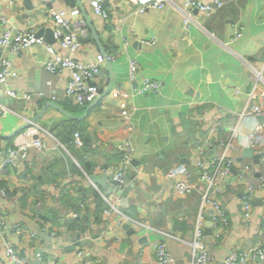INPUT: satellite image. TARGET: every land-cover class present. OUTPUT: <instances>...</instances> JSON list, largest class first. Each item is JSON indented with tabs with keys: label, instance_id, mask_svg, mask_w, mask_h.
<instances>
[{
	"label": "crops",
	"instance_id": "obj_1",
	"mask_svg": "<svg viewBox=\"0 0 264 264\" xmlns=\"http://www.w3.org/2000/svg\"><path fill=\"white\" fill-rule=\"evenodd\" d=\"M32 1L33 4L6 0L3 9L8 22L0 25V33L12 24H35L38 31L52 27L51 11L66 10L71 31L80 32L77 18L88 25L89 36H80L82 44L74 57L90 61L101 53L92 26L107 54L114 58L110 60L112 70H107L106 62L98 76L101 93L92 103L80 106L63 98L68 71L52 73L44 67L50 56L44 44L4 53L18 71L8 85L35 95L29 101H8L5 87L0 85V103L7 102L11 109L9 115H0V150L35 138L46 146L42 150L31 147L19 168L2 177L10 194L0 196V215L38 231L37 238L27 236L19 244V253L28 255L37 247L50 253L53 243L63 242L62 264H75L80 248L85 249V259L95 260L96 264H156L154 242L166 239L177 262L185 264L191 246L177 236L184 240L193 236L203 188L196 152L210 126L217 124L218 130L205 149L207 159L223 151L224 143L233 137L227 153L234 158V172L244 163L257 164L260 151L243 146V139L234 129L250 131L256 123L255 119L242 117L241 112L248 105L255 70L264 68V0H224V7L211 14L195 9L188 28L182 14L169 5L137 12L131 0H106L109 15L103 18L92 10L90 0ZM72 7H78L80 13L68 12ZM237 22L243 24V34L229 43ZM42 36L66 53L53 35L50 40L45 33ZM131 60L138 63L135 80L130 78ZM144 77L160 79L163 87L157 93L139 94L132 121L126 124L121 118L119 100L111 92L133 90ZM110 84L111 90L104 94ZM190 89L194 93L190 94ZM262 89L264 84L260 82L258 92ZM41 92L44 93L40 95ZM260 100L259 95L253 99ZM50 102L62 106L72 116L50 105L32 122ZM25 124L29 126L17 131ZM75 131L82 135L81 147H71ZM9 134L13 135L3 137ZM127 136L135 146L134 161L127 173L129 185L120 195L107 192L129 218L120 225L117 213L109 217L105 212L109 204L91 176L107 173L112 182L122 159L120 145ZM172 171L183 172L196 183L191 194L180 195L174 190ZM220 197L232 218L222 239L214 223L212 231L206 232L205 222L206 242L215 257L212 264L217 259L224 260L237 247L243 249L259 243L264 235L261 191L256 193L247 226L241 216L242 188H233L230 179L226 180ZM205 216L206 221L212 216L210 205L205 208ZM127 223L135 232L129 233V228L124 227ZM155 229L176 237H165ZM52 230L57 232L56 236L51 235ZM9 233L11 240L14 232ZM2 243L0 240V260L5 257ZM249 264H264V260L256 257Z\"/></svg>",
	"mask_w": 264,
	"mask_h": 264
},
{
	"label": "built area",
	"instance_id": "obj_2",
	"mask_svg": "<svg viewBox=\"0 0 264 264\" xmlns=\"http://www.w3.org/2000/svg\"><path fill=\"white\" fill-rule=\"evenodd\" d=\"M5 1L0 0V25L8 22V17L3 9ZM7 1L13 2L14 0ZM131 1L136 4L137 12H144L149 9H162L168 5L172 6L182 14L186 28L194 20L192 12L195 9L211 14L223 8L225 5L224 0H212V2H208L207 0H183L182 3H178L175 0ZM90 5L96 14L103 18L108 17L109 10L106 7V0H90ZM68 12L73 15H78L80 9L78 7H72ZM66 13V10L51 11L52 21L54 22L52 26L54 32L53 37L61 48L66 49V53L58 51L52 44L45 41L44 37L38 34V28L35 24L22 27L12 24L2 30L0 33V85L5 87L4 90L7 96L29 101L32 100L35 94L30 92L21 93L8 85V80L17 76L18 71L13 68L12 61L4 53L7 50L18 52L32 45L44 44L50 54L44 63V67L52 73H60L62 70L68 71L63 98L70 99L77 105L87 106L98 97L100 93L98 76L106 63V57L102 53H97L90 61L79 60L74 57V53L80 49L82 44L80 36H89L88 25L83 19L77 18L80 32L71 31L70 22L65 16ZM243 29V24L237 22L234 25V34L230 38L229 43L236 42L242 36ZM147 42L152 43L151 40ZM127 44L125 42V45ZM113 58L114 56L108 55L109 60ZM129 66L130 78L131 80H135L137 78L138 63L136 60H131ZM263 70H255L256 80L253 88L249 92L248 105L241 112L242 117L255 119L256 123L252 125L250 131L234 129V133L243 139V146L259 150L260 152H264V122H260L257 117L264 114V89L258 92V86L260 82L264 84V78L261 75L259 76V73L263 74ZM162 87L163 82L160 79L144 77L137 88L130 91L115 89L111 92V95L119 100L121 118L126 124H129L136 110L135 100L137 96L139 94L157 93ZM43 93L41 92L40 95ZM257 95L260 96L261 100L254 102L253 99ZM50 96L53 99H57V96L53 94ZM10 113V107L0 103V115L5 116ZM22 117L24 118V116ZM217 130L218 125L212 124L208 130L207 137L197 146L196 165L199 168V181L203 185L200 207L195 216L192 238L190 240H184L177 236L178 239L186 241L191 246L189 259L185 261V264H212L215 261V257L211 253L205 238V208L207 205L211 206L212 220L214 226L218 228V237L222 239L226 228L231 224L232 218L220 197L223 184L226 180L230 179L233 188H242L241 216L245 226L250 223L252 218L256 193L261 191L262 197L264 198V154L260 157L258 164L254 165L247 162L242 164L237 172H234V158L227 153L233 144V137H231L230 140L224 143L225 148L223 151L217 152L207 159L205 149L211 144ZM71 143L76 147L83 146L84 141L79 131H75ZM31 147L42 150L46 146L42 140L35 138L18 144L8 145L3 152L0 150V155L2 154V159H0V196L7 197L10 194L9 187L2 183V177L10 173L11 170H17L19 168L20 162L27 159ZM120 150L122 152V159L119 167L112 175V183L116 184L123 192L124 188L129 185L127 173L132 166L135 153V146L130 136L122 140ZM171 177L173 179L174 190L180 195H189L196 187V183L190 180L183 172L179 174V172L172 171ZM101 193L109 204L105 209L107 215L110 217L114 212L117 213L120 225L128 221V216L119 209L117 200L111 198L105 192L103 193L101 191ZM118 199L120 200L119 197ZM11 230L14 232V236L10 240L9 231ZM261 230L264 232V225L261 227ZM155 231L160 232L165 237H176L159 229H155ZM50 233L52 236L57 235L55 230H52ZM27 236L37 238L38 231L31 229L21 222L12 223L5 214L0 215V240L3 242L5 256L3 260H0V264H62L60 256L61 249L64 247L63 242L53 243L50 253L37 247L31 254L21 255L18 246L25 241ZM154 249L156 264H175L177 262L176 257L169 249L166 239L155 241ZM85 254V249H78L75 264H96L95 260L85 259ZM256 257L264 260V235L257 244L243 249L240 247L233 249L224 258V261L225 264H249Z\"/></svg>",
	"mask_w": 264,
	"mask_h": 264
},
{
	"label": "water",
	"instance_id": "obj_3",
	"mask_svg": "<svg viewBox=\"0 0 264 264\" xmlns=\"http://www.w3.org/2000/svg\"><path fill=\"white\" fill-rule=\"evenodd\" d=\"M26 2H28V4H33V1H32V0H26ZM90 27H91V29H92V32H93V34H94V37L96 38V40H97V42H98V44H99V46H100V51H101V53L106 57V62H107V66H106V68H107V70H108V69L112 70V68H111V67H112V66H111V61L108 60V54H107V52L105 51V49H104V47H103L101 41L99 40V37H98L97 31H96L92 26H90ZM43 33H45V38H47V39L50 40V39L52 38V35L54 34V32H53V28L50 27V26H49V27H46V28H45V27L40 28V30L38 31V34H39V35H42ZM111 87H112V84H110V86L107 88V90H105L103 93H104V94L109 93V91L111 90ZM100 89H101V88H100ZM100 93H101V90H100ZM189 93H190V94H191V93H194V89H190V90H189ZM9 100H13V98L9 97V98H8V101H9ZM4 104H7V102L4 103ZM50 105H51V106H55L56 108L60 109V110L63 111L64 113L68 114L69 116H72V115H71L69 112H67L62 106H60V105H58V104H56V103H54V102H50L48 105H46V106H44V107L42 108V110L39 112V114L36 115V116L33 118V121H32V122L37 121V120L39 119V117L44 113V111L46 110V108H47L48 106H50ZM258 119H259L261 122H264V114H263V115H259V116H258ZM27 126H29V124H25V125L21 126L20 128H18L17 131H19V130L23 129L24 127H27ZM13 134H14V132H13ZM13 134L4 135L3 137L8 138V137L12 136ZM263 154H264V152H260L259 154H257V156H256V162H257V163H259V159H260V157H261ZM133 161H134V160H133ZM107 177H108L107 173L93 174V175L91 176V179H92V181H93L96 185L99 184L100 187L102 188V191H103V192L105 191L106 194H107V192H116L117 194L120 195L121 192H122L121 189L118 188V187L116 186V184L110 182V181L107 179ZM206 226H207V228H206V232H211V231H212V226H213L212 216H209V217H208V219H207V221H206ZM124 227H125V228H129V223L125 224ZM128 231H129V233H133V232H135V230H134L133 228H129ZM144 240H145V238H142V241H144ZM177 264H184V263L178 261ZM215 264H225V261L222 260V259H217L216 262H215Z\"/></svg>",
	"mask_w": 264,
	"mask_h": 264
},
{
	"label": "trees",
	"instance_id": "obj_4",
	"mask_svg": "<svg viewBox=\"0 0 264 264\" xmlns=\"http://www.w3.org/2000/svg\"><path fill=\"white\" fill-rule=\"evenodd\" d=\"M68 143H69V142H68ZM71 147L76 148V147H75L74 145H72V144H71ZM74 148H73V149H74ZM95 195H97V196L99 197V193L96 192ZM84 196H85V195H84ZM85 197H87V196H85ZM82 199H83V198H82ZM80 220H81V219H80ZM81 222H82V223H85V222H86V219H82Z\"/></svg>",
	"mask_w": 264,
	"mask_h": 264
},
{
	"label": "clouds",
	"instance_id": "obj_5",
	"mask_svg": "<svg viewBox=\"0 0 264 264\" xmlns=\"http://www.w3.org/2000/svg\"><path fill=\"white\" fill-rule=\"evenodd\" d=\"M260 75L264 78V75H263V74H260V73H259V76H260ZM99 89H100V88H99ZM99 94H100V93H99ZM262 115H263V114H262ZM257 118H258V117H257ZM258 120H259V119H258ZM259 121H260V120H259ZM260 122H261V121H260ZM132 163H133V161H132ZM257 164H258V163H257ZM99 191L101 192L102 190H99ZM102 192H103V191H102ZM103 193H104V192H103Z\"/></svg>",
	"mask_w": 264,
	"mask_h": 264
},
{
	"label": "rangeland",
	"instance_id": "obj_6",
	"mask_svg": "<svg viewBox=\"0 0 264 264\" xmlns=\"http://www.w3.org/2000/svg\"><path fill=\"white\" fill-rule=\"evenodd\" d=\"M66 145H67V148H68V149L71 151V149H70L71 147H68V146H69V144L67 143ZM51 225H52V224H51ZM52 226H54V225H52Z\"/></svg>",
	"mask_w": 264,
	"mask_h": 264
}]
</instances>
